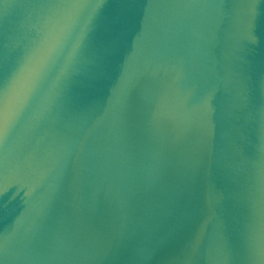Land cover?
Returning <instances> with one entry per match:
<instances>
[{
	"label": "water",
	"instance_id": "obj_1",
	"mask_svg": "<svg viewBox=\"0 0 264 264\" xmlns=\"http://www.w3.org/2000/svg\"><path fill=\"white\" fill-rule=\"evenodd\" d=\"M0 264H264V0H0Z\"/></svg>",
	"mask_w": 264,
	"mask_h": 264
},
{
	"label": "snow or ice",
	"instance_id": "obj_2",
	"mask_svg": "<svg viewBox=\"0 0 264 264\" xmlns=\"http://www.w3.org/2000/svg\"><path fill=\"white\" fill-rule=\"evenodd\" d=\"M3 119H2V117H0V135H2L3 134Z\"/></svg>",
	"mask_w": 264,
	"mask_h": 264
}]
</instances>
